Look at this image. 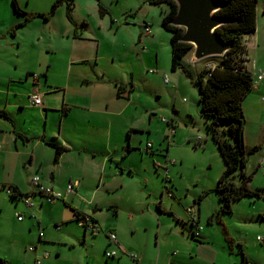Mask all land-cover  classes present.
<instances>
[{"label": "rangeland", "instance_id": "rangeland-1", "mask_svg": "<svg viewBox=\"0 0 264 264\" xmlns=\"http://www.w3.org/2000/svg\"><path fill=\"white\" fill-rule=\"evenodd\" d=\"M104 2L111 12H124L116 23H128L130 31L142 32L145 22L150 25L152 34L148 38H152V43L149 44L146 40L145 47L128 41L122 36L124 32H120L116 40L108 37L116 42V46L129 52L138 67L133 81V111L129 115V128L125 130L146 128L149 115L154 122L150 126L149 136L139 130L130 131V147L134 151L127 163L136 171L131 173L126 169V162L123 163V189L113 198L125 210L119 209L115 214L113 208H104L96 212L88 210L85 214L94 218L102 230L118 228V238L135 240L137 248L131 251L123 249V255L114 259L119 264H133L129 255H133L138 262L143 258V264H241L243 255L246 261L242 264H264V219L260 215L264 213V198L234 201L230 213L220 214L219 220L206 221V216H214L222 204L214 189L224 164L206 128L210 118L199 113L196 87L180 68L174 72L170 70V33L161 26L166 6L148 5L145 0ZM131 5L134 6L132 11H128ZM80 9L79 13L83 15ZM250 35L246 37L247 66L251 68V73L253 66L264 75V0H257L255 30ZM248 42L251 47H248ZM192 52L193 50L182 60L183 65L192 73L204 69L207 64L214 65L218 62L217 57H208L192 64ZM40 56L44 60L52 57L46 53ZM164 75L168 77L167 84L163 83ZM260 84V93L251 90L242 101L243 170L250 177L247 186L252 190L260 188V193L264 195L261 169L264 166V78ZM254 86L258 87L257 84ZM3 100L4 96L0 95V102ZM162 119L172 122L174 132L171 131L170 139L166 138L169 128ZM228 124L221 121L218 128L225 129ZM124 137L128 136L124 134ZM168 140L172 142L168 157L175 164L169 167L168 178L171 185L166 190L160 172H156L157 175L153 170L150 171L149 164L139 163L138 148L149 141L156 148L157 154L165 155ZM127 141L129 137L125 140V147ZM228 141L231 142V139L228 138ZM112 176L110 174L108 178ZM40 181L42 185L48 186L42 182L41 177ZM232 181L239 184L241 177L236 174ZM168 193L173 197L169 198ZM28 195L34 203L37 195ZM193 201L199 203L197 226L202 231L191 236L193 229L184 222L188 219L185 212L187 208L192 206L197 210ZM156 206H160L161 213L155 209ZM26 208L23 202L6 196L4 189L0 188V259L7 264H32L34 253L28 249L36 243L38 231L47 240L43 246L38 247L47 252L50 258L55 253L59 254L57 264H70L85 255L100 257L97 262L90 261L92 264L104 263L103 235L83 237L68 207H59L58 211L54 207L52 212L49 210L50 221L48 212H45L40 221V230L32 228L31 235L27 234L29 218ZM43 208L48 209L47 206ZM34 216L36 218L35 214L30 213V217ZM129 217H133L131 222H128ZM53 222L61 226V232L54 231ZM221 227L229 233L234 241L233 245L223 239Z\"/></svg>", "mask_w": 264, "mask_h": 264}, {"label": "crops", "instance_id": "crops-1", "mask_svg": "<svg viewBox=\"0 0 264 264\" xmlns=\"http://www.w3.org/2000/svg\"><path fill=\"white\" fill-rule=\"evenodd\" d=\"M12 1L0 0V95L4 96L3 102H0V110L7 115V119L0 117V142L3 143H0V188L4 189V193L5 188H10L16 189V192L22 195H37L32 207H27L19 198L15 199L27 207L25 210L29 218V235L32 228L40 230V221L45 212H48L50 221L49 210L52 212L54 207L55 211H58L59 207H68L73 219L74 213L85 214L88 210L96 212L104 208H113L117 214L119 209H124L113 200L117 192L123 189V163L126 162V169L131 173L136 171L127 163L134 151L130 147V131L139 130L149 136L150 126L154 121L149 115L146 128L125 130L129 128V115L133 111V81L138 67L130 53L116 46L113 39L116 40L117 36H120L118 34L124 32L122 36L128 41L145 47L146 40L149 44L152 43V38H148L151 35H144L143 30L130 31L126 22L116 23L124 12H111L104 0H99L105 9L101 15L96 0H74L71 22L66 17L64 5H61L50 18H33L12 34V28L24 19L22 15L14 12ZM14 1L22 11L44 14L49 11L55 0ZM133 7L131 5L128 11ZM78 9L82 10L83 15H80ZM248 36L251 35L243 37L246 53ZM248 47H251L249 42ZM42 53L52 57L44 60L40 56ZM247 68L250 71L251 68ZM252 68L255 78L259 70L253 66ZM32 74L37 75V84L42 95L40 107H32L27 101V94L31 91L33 83ZM263 78L258 81V87L253 86L252 90L260 93V82ZM118 88L120 96H117ZM167 123L169 135L166 138L170 139L174 128L171 127L172 122ZM124 134L129 137L126 147L125 140L128 137L125 138ZM147 143L150 142L146 141L138 148L139 163L149 164L150 171L160 172L167 190L171 185L168 178L169 167L175 164V161L168 157L172 142L168 140L165 155L157 154L152 145L146 148ZM54 146L64 150L57 158ZM110 174L113 176L108 178ZM33 176H38L39 179L41 177L42 182L56 190H63L70 181H77L76 194L54 204L46 203L31 185ZM200 194L202 195V192ZM167 195L169 198L173 197L171 193ZM192 204L197 207V210H194V218L198 224L199 203L193 201ZM44 206L48 209L43 208ZM155 209L159 213L162 212L160 206ZM30 213L35 214L36 218L30 217ZM209 217L206 216L207 222ZM90 218L97 223L94 218ZM132 219L133 217H129L128 222ZM53 225L56 233L62 231L59 224L53 222ZM79 228L83 237L103 235L105 240L102 242V264H119V261L115 262L114 259L123 255V249L128 248L127 250L131 251L137 248L134 245L135 240L118 238V228L103 229V232L96 235ZM191 228L192 236L196 230ZM109 233L116 235L114 244L108 240ZM222 236L224 240H231L233 245L234 241L224 228ZM46 241L41 231H38L36 243L33 245L36 250L30 251L34 253L32 264L35 256L43 252L38 246H43ZM108 249L115 250L116 256L107 259L104 252ZM98 260L100 257L85 255L70 264H92L90 261ZM130 260L133 264L144 262L143 258H140V262L131 258ZM58 262L59 254L55 253L53 258L48 254V258L41 264Z\"/></svg>", "mask_w": 264, "mask_h": 264}, {"label": "trees", "instance_id": "trees-1", "mask_svg": "<svg viewBox=\"0 0 264 264\" xmlns=\"http://www.w3.org/2000/svg\"><path fill=\"white\" fill-rule=\"evenodd\" d=\"M217 1L222 4V7L215 14L229 19L231 22L219 26L215 32L229 46V49L222 56L217 57L218 62L214 64L213 68H204L192 73L183 65L182 60L193 50V46L189 43L180 42L179 37L182 35L183 29L170 24V20L176 13V3L173 0H146L149 5H165L167 8L161 20V26L166 32L170 33V70L174 72L180 68L196 87L199 113L210 118L206 128L224 164V169L218 177L217 186L214 189L219 202L222 204L219 212L217 211L214 216L208 218L209 222L219 220L220 214L230 213L231 204L234 201L243 198H264V195L260 193V188L252 190L247 186L250 177L243 170L245 160L242 101L252 90L254 82L253 75L247 68L248 59L243 37L255 30L257 0ZM96 2L98 12L101 15L105 12V9L100 5L99 0H96ZM61 5H64L66 17L71 22V10L74 0H55L49 11L44 14L22 11L13 0L14 12L22 15L24 19L12 28V34L17 28L33 18L39 17L44 20L50 18ZM120 94L118 88L117 96H120ZM0 117L7 119V115L3 110H0ZM221 121L229 123L225 129L218 128V123ZM171 127L173 128V126ZM228 138L231 139V142L228 141ZM54 151L55 158H57L64 150L59 146H54ZM236 174L241 177V183L239 184L232 181ZM6 190H10L12 194H6ZM5 194L12 199L19 198L21 200L29 196L17 193L16 189L12 190L10 188H5ZM157 210L160 211L159 208ZM260 215L264 219V213ZM74 217L77 225L80 218L88 217L91 222L99 227L87 215L74 213ZM226 241L231 244V240L228 238ZM241 259V264L245 263L244 255ZM0 264L6 263L0 259Z\"/></svg>", "mask_w": 264, "mask_h": 264}, {"label": "water", "instance_id": "water-1", "mask_svg": "<svg viewBox=\"0 0 264 264\" xmlns=\"http://www.w3.org/2000/svg\"><path fill=\"white\" fill-rule=\"evenodd\" d=\"M176 13L170 24L183 29L179 41L193 46L190 62L222 56L229 46L216 34L215 30L229 19L215 13L222 7L217 0H173ZM186 223V222H185Z\"/></svg>", "mask_w": 264, "mask_h": 264}, {"label": "built area", "instance_id": "built-area-1", "mask_svg": "<svg viewBox=\"0 0 264 264\" xmlns=\"http://www.w3.org/2000/svg\"><path fill=\"white\" fill-rule=\"evenodd\" d=\"M143 33L146 36H149L152 34L151 29H150V25L148 22L144 23ZM213 67H214L213 64H208L205 66L206 69H211ZM263 76H264L263 73L259 70L257 72L255 78L253 77V79H254L253 86L256 85L258 83V81H260L263 78ZM31 77L33 78V83L31 86V91L27 94V101H28V104L32 107H40L42 105V99H41L42 95L40 93L39 86L37 84V75L32 74ZM163 82L165 84L169 83L167 75L163 76ZM162 121H164L166 123L168 122L165 119H162ZM150 147H151V144L147 143L146 148H150ZM0 148H1V145H0ZM261 169H262V175L264 176V166H262ZM31 185L34 188L35 192L43 198L44 202L49 203V204H53L56 201L64 200L65 198H67L69 196L75 195L78 183H77V181H70L63 190H56V189H53L51 187L42 185L40 183L39 177L33 176L31 178ZM6 194L10 195L12 193L10 190H6ZM169 196H171V195L169 194ZM22 200L24 201V203L26 204L27 207L33 206L32 202L30 201L29 196L23 198ZM185 212L188 216L186 223L188 225H190L191 227L195 228L196 231H194V233L197 234L200 230H202V228L197 226V222H195L194 209L192 207H189L185 210ZM78 226L81 227L82 229H84V231L91 233L92 235H96L102 231L101 228L98 227L93 222H91L88 217L80 218V220L78 221ZM107 237H108L109 242L114 244L115 238H116L115 235L113 233H109L107 235ZM28 250L29 251H35L36 248L33 246V247H29ZM104 255L107 259L113 258L116 256V251L113 249H108L104 252ZM129 257L131 259L137 261V259L133 255H129ZM46 258H48L47 252L43 251L41 253H38L35 256L33 264H41Z\"/></svg>", "mask_w": 264, "mask_h": 264}]
</instances>
